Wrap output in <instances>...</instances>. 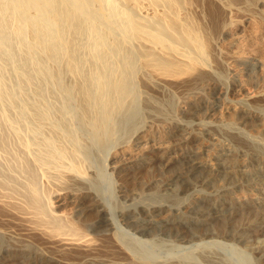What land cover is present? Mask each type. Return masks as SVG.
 <instances>
[{
	"label": "bare ground",
	"instance_id": "1",
	"mask_svg": "<svg viewBox=\"0 0 264 264\" xmlns=\"http://www.w3.org/2000/svg\"><path fill=\"white\" fill-rule=\"evenodd\" d=\"M182 2L0 0V158L3 159L0 160V261L14 257L22 264H45L47 260H52V264H229L220 256L221 249L228 246L244 256L255 250L262 254L264 263L263 241H254L245 232L255 219L243 220L238 225L235 223L234 228L230 225L232 229L224 226L226 229L221 231L198 225L228 207V204L221 207L217 201L221 196L226 197L227 191H233L230 185L248 182L252 193L264 188V166L253 168L249 165L253 161L264 163L262 154L255 148V141L242 137L239 131L230 133L231 140L240 151L238 164L233 166L221 163L219 158L205 159L202 144H196L198 150L195 148V152L183 156L180 149L189 142L192 145L193 132L183 135L182 142L172 144L156 134L159 127L154 130L149 125L137 128L135 125V130L130 129L134 128L130 127L132 115H127L131 118H126L125 123L119 122L122 121L119 113L123 110L128 112L125 110L128 105L133 109L130 99L136 97L132 96L136 90H133L132 78H135L134 73L143 57L145 62H142L156 68L159 76L176 79V82L192 76L195 71L207 69V72L202 70L205 73L200 71L194 75L201 76V79L189 84L190 87L203 86L206 81L215 80L214 74L209 73L211 64L207 58L210 54L202 38L204 26L197 22L200 21L196 20L199 19L197 16L189 18L191 12L186 11ZM216 2L223 3L224 0ZM224 33L230 32L225 30ZM232 43H236L235 38ZM263 66V61L258 59L257 68L262 69ZM150 72L153 73L151 69ZM66 73L71 77L65 76ZM65 77L70 79L71 85L64 84L67 88L62 89L63 83H67L64 82ZM73 87L82 104L80 106L79 102V107L85 106L90 111L88 114L84 109L87 116H81V119L90 125L88 128L91 127L92 131L87 128L90 130L88 133L92 132V140L97 139L93 142L102 143L104 147L100 148L107 149V157L109 148L114 149L112 168L118 176L128 169L144 166L153 157V150L163 149L162 157L166 161L178 157L184 159L182 173L165 177L164 186L175 185L185 191L201 188L204 192L195 193L183 202L181 209L166 202H137L120 207L122 205L117 200L119 196L123 198L125 192L119 184L117 200L114 197L108 202L107 195L96 188L99 182L94 185L97 182L94 164H87L90 161L86 158L90 154L87 155L89 152L86 151L92 148H88L87 141L84 146L85 143L78 140V130L74 131V126L66 120L72 109L66 97L74 91ZM128 98L131 102L126 105ZM190 103L185 110L192 111L201 104L199 97ZM214 103L221 107L222 112H228L233 106L228 103L222 106L218 100ZM256 112L252 108L241 107L235 111V116L249 121ZM69 119L72 120V115ZM81 119L78 116L76 120ZM138 119L135 118V123ZM182 119L167 126L166 131L169 133L181 128L186 132L188 129L183 127L186 124ZM153 121L165 123L160 117ZM84 123L82 128L86 126ZM123 125L129 128H125L126 132L129 131L127 139L126 133L124 138L117 135L120 128L124 130ZM203 131L205 136L213 134L210 126L204 127ZM146 132L147 135L150 133V138L143 136ZM98 136L101 141H98ZM133 137L137 141L130 145ZM143 137L145 140H140ZM83 146L88 149L84 151ZM245 151L251 152V160L242 158ZM222 168L229 169V174L225 178L226 183L219 185L220 180H216L222 175L217 171ZM209 189L208 194L205 193ZM257 195L255 201L246 198L240 202V210H244L247 217H252L251 213L258 210L255 206L264 207V192ZM68 201L73 206L69 212L66 210ZM205 201L211 205H206ZM165 208L176 212L163 217ZM259 209L256 221L263 222V208ZM171 219L178 223L179 229L167 232L161 223ZM118 221L129 227V231L117 229ZM185 228L186 231L183 230ZM165 234L172 238H164ZM24 239L26 243L31 242L27 244L33 248H25V243L21 244ZM166 240L172 249L189 251L180 256L169 253L162 259L149 257L140 247L141 243L148 241L155 244L164 241L165 244Z\"/></svg>",
	"mask_w": 264,
	"mask_h": 264
},
{
	"label": "rangeland",
	"instance_id": "2",
	"mask_svg": "<svg viewBox=\"0 0 264 264\" xmlns=\"http://www.w3.org/2000/svg\"><path fill=\"white\" fill-rule=\"evenodd\" d=\"M182 1H183L182 5L186 9V11L191 12L188 14V16L191 15V17L189 18L198 17L199 19L196 20H200V21L197 22H200L202 27L204 26L202 38L205 42V45H207L206 50L208 52V55L210 54V56H208L207 58L209 64H211L210 65L211 72L209 71V73L214 74V79H215L214 81L218 83H214L213 80H209L208 82L207 81L205 82L206 85L190 87V85L193 82H196L201 79V76L197 77L194 75H197V73L202 70H206L207 72L208 71L207 69H200V71H195L192 76L184 77L180 81H178L179 79H177L178 82L177 83L176 79H171V78L167 79L166 76H161V75L159 76L158 70L156 68L152 66H147L146 64L143 63L145 62L143 57V59L140 60L138 64V66L140 67L137 68L138 72L136 71V73H134L135 78H132V84H134L133 90H136L134 91V94L132 93V96L136 95V97L133 96L134 99H132L130 96L129 98H131L130 100L133 101L134 103L131 102L129 98L127 99L128 103H126V105H128L130 104L129 103L130 101L132 103L130 104V106L133 107V109L129 108L128 105L125 108V110H128L129 113L127 111L124 112L123 110L121 114L120 113L118 114L122 116L121 119L119 118L122 121H119L118 119H116V121L124 122V120H126V118L129 117V116L127 117V115L130 116L132 115L134 116V118L129 117L131 118L130 120L132 121L131 125L128 123L126 125L128 126L130 125V127L132 126L134 127L136 125V128L141 127L140 125H144V126L149 125L154 130L156 129V127H159L158 128L159 133L156 134L161 135V137H163L164 140L172 142V144L182 142L184 140L183 138H185L184 136H188L189 132H193L195 133V137L191 141L192 145H190L189 142L188 145L184 144L185 146L182 149H180V153L181 154L183 153V156L195 152L196 150L195 148H197L195 147L196 144L199 145L202 144L203 148H205L204 151L205 159L211 160L212 157L216 159L219 158L220 159L219 161H221V163L224 164L230 163L233 164V166L238 164V160H239L238 158H240L239 155L240 151L238 150L239 147L231 140L230 133L239 131L242 137L255 141V148L259 153L262 154L261 157L264 160V66L262 67V69L257 68L258 59H261V61H263L264 63V0H235V1L230 0L228 2H226L227 0H224V2H226L227 4L224 2H223L224 4L222 2H216V0H201V2H199L200 0L198 1L182 0ZM225 5L228 7H226ZM223 25H225V28L223 27ZM225 30H228L230 33L225 34L224 33ZM233 38L236 39L235 44L232 43ZM234 51L238 52V54L233 55L232 53ZM255 61L256 63H254ZM150 69L151 71H153V73L150 72ZM202 72L205 73L204 71ZM65 76L69 77V74ZM68 77H65L66 81L64 82L67 83H63L62 89H64L65 87L64 84H66V86L71 85L69 79L71 76L69 78ZM160 77L161 79H159ZM185 78H187L188 81ZM170 81H172V83ZM203 87H206V90L203 89ZM209 87L210 89H208ZM75 89H76L75 87H73L72 89V91L74 90L73 91L74 93H76ZM71 94L68 93L67 95L69 96L67 95L65 96H67L66 97L67 100L69 99L72 105V109H71L72 120L69 119L71 115L70 116L67 115L69 117L68 119L66 118V120H69V122H71L72 127L74 126L73 127L74 131L78 130L77 133L75 132L77 134L78 140H80L82 144L85 143L83 144L84 146L86 145V141H87L88 142L87 146H89L88 148H92V149L86 148L89 150L86 151L85 147L83 146L84 151L89 152L87 155L90 154V157L86 158L87 161L89 160L90 162L87 161L86 162L87 164L88 163L94 164L95 175L97 176L95 177V181L97 182H95L94 185H96V183L99 182L98 185H100V187L97 185L96 188L99 189V192L101 191L100 193L107 195L108 202H110L112 198L115 197L116 199L120 195V193L118 192L120 185H122L123 187V188L121 187V189L123 190L122 192H125L123 198L119 196L118 198L120 199L118 200L116 199L117 201H119L118 204L122 205L120 207H125V205L127 206L130 203L137 204V202H141V204H147L153 202H166L168 204L172 203L174 204V206L179 207L181 209V207H183L184 205L183 202H186L189 199H191L192 196L195 195V193L204 192L203 191L204 189L201 190V188H197L198 189L197 191H195L196 189L185 191V190H180V188H178L175 185L171 187L170 186L168 187L167 185L164 186L163 182L165 177L182 173L183 171L182 166H184L182 164H184L183 163L184 159H182L183 157H178L177 159L166 161L162 157L165 151L163 149L153 150L152 153L153 157L144 166L139 167L137 169H128L124 172L123 175L118 176L115 173V171H113L112 168L113 166L112 161H114L113 156L115 155V152H113L114 154L113 155L112 151L114 149L109 148L111 154L109 153L108 154L109 157H107L108 151L107 149H105L106 151L104 149H101L104 147L101 146L102 143L98 142L100 143V145H98V143L96 144L94 143L97 142L96 141L97 139L96 137H94L93 139L96 140H92L91 138L92 134L90 135V133L92 132L88 133V131H90L87 130L89 124L86 123L88 122L81 119L82 117L87 116L86 114L87 113L89 114L90 111H87L85 106H83V108L79 107L78 103L80 102V106H82V104L79 99L78 93L74 95ZM195 97H199V101L201 102V104L194 107L192 110L193 112L188 109L185 110V108H188V106L191 104L190 102ZM214 100H218V103H220L222 106L227 103L232 104L233 105L232 109H230L228 112L227 111L222 112V110H220L221 107L216 103H214ZM210 105H212L213 107L212 106L210 107ZM208 106L212 108L214 111L210 109ZM241 107L252 108L253 110L257 111L256 115H254V117H252L249 121L237 119L235 116V111L240 110ZM84 109L87 111V113L84 111ZM81 111L83 112V114ZM78 112L81 113L82 115L81 114L79 115ZM77 115L81 120H76L78 119ZM208 115H210V117ZM155 117L163 118L165 123L159 124L160 122H154L153 119ZM135 118L136 119L139 118L137 120V123H135ZM181 118L184 119L186 125H183V127L186 130L188 129L187 130L188 133L187 131L183 132L181 128H179L178 130L176 129L175 131L173 130L172 132L168 133L166 131L167 126H171L178 119L181 120ZM132 119L134 120L135 124H133ZM199 119H203V120H199ZM72 121L76 123H73ZM78 122L81 125H79ZM83 123L86 125L85 128L83 125L84 129L81 127ZM148 123H152V124H148ZM157 124H159L160 126ZM76 125H79L78 128L80 129H78ZM153 126L155 127L153 128ZM207 126L212 127L213 134L205 136L203 128ZM126 127L125 125H123L124 130L120 128L119 130H121V132L120 134L118 132L117 135L118 136L120 135V137L123 138L126 136L125 138L127 139V136L129 135L127 133L129 131L128 132L126 131L129 130V128L127 129ZM89 128L91 129V127ZM130 129L135 130V127ZM78 134H81L82 140L80 135ZM145 134L147 135V132ZM145 134H143L145 138L148 137L150 138L151 136L150 133H148L147 136H145ZM144 137L140 138V140L143 139L145 140ZM97 138L99 139L98 141H101L100 139H102L100 138V136H98ZM135 140L136 138L133 137V140L131 139L130 145H134V143L137 141ZM103 144L105 145V143ZM96 145H98V147ZM191 146H193L194 149ZM105 148L108 147L105 146ZM242 158L247 161L251 160L252 159L251 152L245 151ZM0 160L3 161L2 158H0ZM249 165L253 168L259 166L263 167L264 163L253 161ZM217 172L218 173L220 172L219 174H221L222 177L220 179H217L216 181L218 182L220 180L219 185L225 184L226 183L225 178L229 174V169L222 168ZM230 187L233 191L232 192L227 191L226 193H228V195L226 197L221 196L218 199V201L214 199V201L216 200L218 203H220L221 207H225L224 205L228 204V207H225L227 210L223 208L225 211L222 209L221 213L215 215L211 220H205L204 223H202L203 222L202 221L198 225L200 226L203 225V227L205 228H213L214 230L217 229L218 231H221L222 229L223 230L226 229L225 228L226 226L228 228H231L233 226L232 228H234L236 224L238 225L244 222L243 220L255 219L253 221L254 223H252L251 226L248 227L245 232L254 241H261V242L263 241L262 244L264 246V223H263L264 221L263 222L256 221V215L258 213V210H260L259 209L260 207L263 208V212L261 213H263L264 216V207L255 206V208H257L258 210L254 209L257 211L251 213L252 217H247L246 215H244L246 214V212L242 209L240 210V205L243 203V201H246L247 199L250 198L251 201L257 200L258 199L257 193L258 192L263 193L264 188L252 193L248 182L239 186L230 185ZM210 190L211 189L205 190L206 191L205 193L208 194ZM204 203L206 205H211V203L208 201H205ZM67 204L68 205L66 207V210L69 209L68 212L72 211L70 209L73 208V206H70L71 205L70 201H68ZM231 208L233 212H237V213L233 214V212H231ZM165 209L166 211H164L163 217H168L172 212L173 213L176 212L175 209L174 210H171L169 208H165ZM226 212L227 213L231 212V216L230 213L228 215ZM249 215L250 214H248V216ZM227 219L228 220L230 219L231 222H229ZM226 220L228 222H226ZM118 224L119 225H115L118 226L117 229H120L123 232L129 231V227L127 228V226L124 225L123 222L118 221ZM154 224L159 225L160 223L154 222ZM177 224L178 223L174 219H171L164 221L163 224L161 223L162 225L161 227L165 228L167 232H169L170 230H171L170 232L172 231L174 232L176 231L177 228L179 229V227L176 226ZM183 230L186 231L187 229L185 228ZM167 235L168 234H165L164 238L166 239L172 238L169 235L168 236ZM25 240L26 239L21 241V244L25 243L24 245L25 248L28 247L31 248L32 246L30 247V245L28 246L27 244V243L31 244V242L26 243L27 240L26 241ZM169 244L170 242L167 240L165 241V244L164 241H162L161 243L157 242L156 244L154 241L153 242L148 241L146 243H141L140 247L142 248V250L145 249L144 251L149 254V257L150 256L151 258L160 257L162 259L165 256H168L169 253H173V255L175 254L176 256L177 255L180 256L182 254L185 255V253L189 251V250L182 251L181 249H176V248L172 249V247ZM221 250H222L220 252L222 254L220 255L221 258L223 257V259L226 260L225 262L229 264H264L261 257L262 254H259L255 250L248 251L246 256L240 254V252L228 246L226 247V249L223 248ZM50 261L53 263L52 260ZM50 261L47 260L46 263L47 264L51 263ZM0 264H22V263L21 260L19 259H16L14 257H8V258H4V260L2 259L0 261ZM36 264L38 263L36 262Z\"/></svg>",
	"mask_w": 264,
	"mask_h": 264
}]
</instances>
